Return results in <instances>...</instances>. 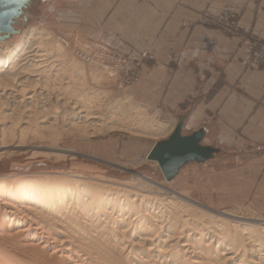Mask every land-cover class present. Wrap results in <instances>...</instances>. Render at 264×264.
Here are the masks:
<instances>
[{
	"label": "bare ground",
	"instance_id": "obj_1",
	"mask_svg": "<svg viewBox=\"0 0 264 264\" xmlns=\"http://www.w3.org/2000/svg\"><path fill=\"white\" fill-rule=\"evenodd\" d=\"M36 29L0 50V157L48 130L56 138L122 129L156 138L172 130L129 98L98 111L105 97L87 88L83 67ZM73 91L77 98L68 99ZM47 155L33 151L29 159ZM159 186L69 172L0 176V264H264V220L214 213Z\"/></svg>",
	"mask_w": 264,
	"mask_h": 264
},
{
	"label": "crops",
	"instance_id": "obj_2",
	"mask_svg": "<svg viewBox=\"0 0 264 264\" xmlns=\"http://www.w3.org/2000/svg\"><path fill=\"white\" fill-rule=\"evenodd\" d=\"M34 4L28 0L21 17ZM222 6L233 9L241 33L264 39V0H112L102 29L93 24L91 37L82 41L136 59L148 52L153 59L141 82L127 89L133 99L174 121L182 139L198 133L202 147L243 149L263 160L264 70L242 65L245 39L198 22Z\"/></svg>",
	"mask_w": 264,
	"mask_h": 264
},
{
	"label": "rangeland",
	"instance_id": "obj_3",
	"mask_svg": "<svg viewBox=\"0 0 264 264\" xmlns=\"http://www.w3.org/2000/svg\"><path fill=\"white\" fill-rule=\"evenodd\" d=\"M111 1L35 0V4L27 14L17 20L14 26L16 33L0 37V50L4 47H15L24 39L25 33L33 27L40 32L48 33L50 42L61 45L65 55L77 60L79 66L83 67L87 88L105 97L104 100L102 99L103 102L101 100L99 103H95L98 105V111L108 114L111 112V104L115 105L117 101L129 98V103L132 106H139L148 114L156 115L155 119L158 122L172 124L171 132L156 138L137 135L125 129L108 131L94 137L81 136L77 133L69 134L65 131L66 134L61 131V136L56 138L55 133L49 130L43 132V138L28 135L23 147L13 148L11 145L0 157V176L24 172H69L81 173L87 177L105 181H136L138 178L144 177L152 183L160 184L159 187L167 196L172 197L176 193H180L196 206H201L208 211L245 215L257 220H264V158L263 160L257 159L253 155L245 153L243 149L223 151L219 147H209L213 151L209 161L202 165H185L179 169L174 178L167 181L158 165L146 159L153 145L167 141L176 129L174 121L159 116L154 110L143 106V102L133 99L127 92L128 88L136 87L141 82L146 62L152 61V56L148 52H143L136 59L132 55L116 53L107 46L96 47L92 42L82 41L91 37L93 24L97 26L99 22L102 29L104 25L102 15ZM225 9L232 12L229 22L236 25L237 16L228 6H222L218 15H211L208 11L202 13L198 22L225 33L219 26L212 24L221 20V13ZM204 19L209 24H203L201 21ZM225 34L232 36L228 33ZM244 35L243 39L247 41V45L249 37L252 35ZM34 45L37 47L35 42H31L30 46L35 48ZM78 50L90 53L96 58H101L110 52L115 55L133 57L136 60L141 59L142 55H146L147 59L143 61V69L132 82L121 85L118 77L109 67L102 64L105 61L81 60L75 56ZM245 69L247 68L245 67ZM257 70H264V68ZM97 73L102 74L104 78L94 81L92 76ZM77 84L79 83L72 81L71 88L73 89ZM55 91L62 96L66 95L62 88L56 87ZM69 93L73 94H69L68 99L69 97L72 100L77 98V92L76 95L74 91ZM79 104L82 105L81 102ZM118 117L132 121V117L127 119L117 115ZM15 142L13 146L16 145ZM33 151L46 152L48 155L31 161L29 157ZM61 156L65 157L57 158ZM258 201H261L260 205L255 204Z\"/></svg>",
	"mask_w": 264,
	"mask_h": 264
},
{
	"label": "water",
	"instance_id": "obj_4",
	"mask_svg": "<svg viewBox=\"0 0 264 264\" xmlns=\"http://www.w3.org/2000/svg\"><path fill=\"white\" fill-rule=\"evenodd\" d=\"M28 0H0V37L16 33L14 25L23 14ZM180 126L170 138L161 142L149 152L147 158L158 164L163 177L170 180L185 163L204 161L212 153L200 145V135L194 133L186 138L179 135Z\"/></svg>",
	"mask_w": 264,
	"mask_h": 264
},
{
	"label": "built area",
	"instance_id": "obj_5",
	"mask_svg": "<svg viewBox=\"0 0 264 264\" xmlns=\"http://www.w3.org/2000/svg\"><path fill=\"white\" fill-rule=\"evenodd\" d=\"M231 13L232 12L229 9L223 10L221 13V20L212 24L219 26L225 33L232 36L245 38V35L238 30L237 26L229 22V18H232ZM201 22L203 24H209L205 19ZM248 41L249 42L244 49L242 65L247 69L253 70L264 68V40L250 36ZM75 56L81 60L90 62H96L97 60L105 61V63L102 62V64L109 67L116 77H118L121 85L132 82V80L140 73L141 69H143V61L147 59L146 55H142L141 59L136 60L133 57L115 55L110 52H107L101 58H96L92 54L86 53L82 50H78L75 53Z\"/></svg>",
	"mask_w": 264,
	"mask_h": 264
}]
</instances>
